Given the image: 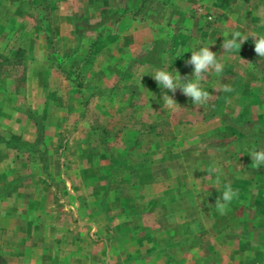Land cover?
<instances>
[{
    "label": "rangeland",
    "instance_id": "obj_1",
    "mask_svg": "<svg viewBox=\"0 0 264 264\" xmlns=\"http://www.w3.org/2000/svg\"><path fill=\"white\" fill-rule=\"evenodd\" d=\"M242 1L230 0L226 7L222 4L223 0H219L218 4L222 6L216 4V8L210 11L200 10L203 35L191 28L193 35L196 32L201 35L196 46L200 41L208 43L221 62L232 65H225L221 75L208 74L202 81L204 90L212 94L211 100L203 106H195L179 89L174 96L168 92L181 106L173 111L165 109L158 99L167 90L161 87L144 89L135 78L128 82L127 78L124 79L127 70L107 71L106 75L102 70L95 71L88 78L80 66L83 60L88 59L76 58V49L62 54L56 44L43 55L35 44L38 35L44 33L48 43H55L60 28L58 17L66 11L57 0H0V62L3 58L13 60L17 49H20L22 60L21 64L12 66L3 61L4 65L0 67V90H4L5 94L10 91L8 103L14 108L12 112L9 111V118L4 116L8 110L0 116V139L10 146V155L4 157L5 161H0V188L10 190L16 186V190L19 189L18 195L11 200L0 195L1 236L4 239L8 237L10 224L22 226L15 234L17 240L23 234L31 237L36 234L35 227L31 229L30 225L47 224L52 229L46 232L44 238L49 240L51 248L57 246L59 249L57 258L50 254L42 261L38 251L25 259V252L18 248L16 254L11 256V263L1 255L0 264H76V234L82 235L85 244L88 239L99 243L96 248L101 254L104 247L101 242L111 237L103 226L115 216L116 213L112 215L113 211L122 198L110 191L122 186L119 177L124 168L128 171L134 165L135 170L138 161L143 163L150 157H164L169 162L177 159L193 162V174L196 175L200 174L197 161L201 157L209 155L215 161L221 158L207 146H248L246 134L254 124L253 114L264 111V103L258 101V104L250 106L248 100L244 99L252 90L251 83L262 86L257 88V92L264 99V83L255 81L264 79V57L260 58L255 53L252 39L253 33L264 34L263 30L254 28L255 25L264 24V20L259 24L254 23L260 14H264V5H258L261 10L258 6L257 9L248 8L242 6ZM248 2L244 0V3ZM231 11L237 17L247 15V21L239 25L234 23L228 19ZM73 22L76 24V18ZM93 25L96 27L93 41L98 40L101 32L114 31L108 22ZM235 31L248 36V41L237 51L239 55L225 53L221 47L224 34L227 33L231 39ZM160 48L163 50L165 47L160 45ZM176 52H180L173 59L177 70L182 77L191 76L193 67L186 64L190 58L185 57L184 51L177 46ZM42 56L46 60L43 64H37L41 63ZM158 56L152 54L151 58ZM34 63L35 66L39 65V73L32 71ZM45 65H48V69L43 73V79L40 71ZM153 74L149 79L155 82ZM98 76L102 78L103 85H92ZM28 78L34 82L38 80L39 85H26ZM78 82L82 84L80 93L76 88ZM225 83L232 91H222ZM157 89L160 92L158 95ZM90 91L92 95H89ZM238 93H242V99L238 98ZM2 101L0 95V104H7ZM240 111L242 120L236 116ZM20 113L22 116L18 115ZM248 117L253 120L252 123L250 119L244 120ZM238 119L241 122L238 123ZM30 124L31 132L28 130ZM20 126L24 134L13 131ZM239 131L242 133L239 134ZM27 142L37 146L35 152L26 151ZM256 146L263 145L259 143ZM128 197L130 195L123 198ZM5 208H16L17 218L9 220L4 216ZM94 224L99 226L97 231ZM136 231L138 247L153 246L149 252L152 254L161 250L168 252L165 246L158 250L154 248L158 244L156 237L160 238L157 234L144 235L145 231L140 228ZM115 232L119 234L122 231ZM173 233L174 238L178 239L179 232ZM82 239L80 242L84 243ZM151 242L153 244L150 245ZM1 246L8 249V241ZM212 255L210 261L196 258L194 264H226V257L221 252Z\"/></svg>",
    "mask_w": 264,
    "mask_h": 264
},
{
    "label": "crops",
    "instance_id": "obj_2",
    "mask_svg": "<svg viewBox=\"0 0 264 264\" xmlns=\"http://www.w3.org/2000/svg\"><path fill=\"white\" fill-rule=\"evenodd\" d=\"M249 1L244 3L243 0L242 6L257 9L258 5H264V0ZM57 3L66 8V11L64 10L58 17L60 28L56 42L48 43L47 38L43 36L44 33H40L38 35L40 40L37 39L35 42L43 55L51 51L50 48L56 44L62 54L76 49V58L88 59V61L83 60L80 65L85 75L88 74V78H91L92 72L95 71L102 70L106 75L107 71L127 70L128 74L127 77L126 74L124 75V79L127 78L128 82L135 78L144 89H153L160 88L155 80L152 82L149 79L156 69L167 68L169 71H177L173 59L180 52H176V46L184 51L185 57L189 58L190 51L194 48L198 50L205 45L210 46L203 41L196 46L198 43L196 41H199L197 39L201 38L198 33L201 32L203 35L200 30V23L203 22L200 10L215 9L219 0H146L138 14L125 15L117 22L114 19L104 21L108 22L114 31H104L94 45H91L96 35L94 31H87L79 36L75 31V25L102 23L101 10L104 8L118 10L122 0H57ZM258 17L254 23H261L264 20V14ZM75 18L76 24L73 22ZM228 19L239 25L248 18L247 15L237 17L234 11H231ZM263 25H255L254 28L264 31ZM191 28L198 33L193 35ZM160 45L165 48L161 50ZM152 54L159 56L156 59L151 58ZM102 58L105 60L102 61ZM44 59L42 56L41 63L37 62V64H43ZM222 63L224 66L232 65ZM47 67L48 65H45L40 71L43 79ZM31 69L39 73V65L35 66L34 63ZM95 79L97 80L95 84L92 82V85H103L102 78L98 76ZM255 81L259 84L264 83V79L263 81L255 79ZM29 83L39 85L38 80L34 82L33 79L28 78L26 85ZM250 86L252 90H249V96L244 99L248 100L250 106L259 102L264 103L263 95L257 92V88L262 86L254 83ZM156 91L157 95L160 94L158 89ZM9 93L10 91L5 94L4 90H0L3 101L7 103L0 104V116L8 110V113L4 112V116L8 118L9 111L14 109L9 106L10 102L8 103L11 97ZM91 93L90 91L89 95H92ZM159 97H161L158 98L159 101L163 102L162 96ZM238 98L242 99V93H238ZM241 113L238 112L236 116L239 117ZM243 113L245 115V111ZM18 115L22 116L21 113ZM253 117L254 124L246 134L248 146H207L216 151L215 153L221 158L215 161L210 159L209 155L201 157L197 161L200 167L197 170L200 174H193V162L189 160L182 162V159H177L169 162L164 157H150L148 160H143V163L138 161L135 170H133L134 165L128 171L124 168L119 177L122 186L117 190V187L114 190L112 188L110 191L122 198L113 211L112 215L116 213L115 216L109 218L111 221L103 226L111 237L107 239L108 241L105 239V242H101L104 247L103 252L99 254L96 248L99 243L88 239L85 244L82 235L76 234V240L78 239L76 264H194L196 258L210 261L212 254L217 252H221L226 257V264H264V166L260 169L252 167L249 155L253 149L264 150V111L255 112ZM242 119L240 116V120ZM249 119L252 123L250 117L244 118L246 121ZM237 122L241 121L238 119ZM23 130L20 126L18 130L14 128L13 131L22 133ZM28 130L31 132V124L28 125ZM241 133L239 131V134ZM258 142L263 146H256L259 145ZM9 151L10 148L3 139H0V161H5L4 157L10 155ZM213 169L216 171H212ZM226 184H231L239 195L229 205L226 214L221 215L215 208V202L223 193ZM18 193L19 189L6 196V199L11 200ZM124 195L130 197L124 199ZM17 213L16 208H5L3 212L9 220L16 219ZM25 226L28 227L26 224ZM18 227L22 226L8 225V237L4 239L1 236L0 225V256L2 255L5 260L11 263L13 261L11 256L16 254L18 248H22L25 252V259L32 253L36 255V251L42 261L50 254L55 258L58 257V247L51 248L49 240L44 238L46 232L52 229L50 225L32 224L29 227L31 229L35 227L36 234H32L34 235L32 237L23 234L17 240L15 234ZM93 227L97 231L99 226L94 224ZM139 228L145 231L144 235L157 234L160 238L156 237L158 244L154 248L158 250L161 246H165L168 252L161 250L152 254L149 252L152 251L153 246L138 247L136 230ZM116 230L122 232L116 234ZM175 231L179 232L178 239L173 236ZM81 239L84 243L80 242ZM166 240L169 242L166 243ZM6 241H8V249L1 246ZM180 247L186 250L181 251Z\"/></svg>",
    "mask_w": 264,
    "mask_h": 264
},
{
    "label": "clouds",
    "instance_id": "obj_3",
    "mask_svg": "<svg viewBox=\"0 0 264 264\" xmlns=\"http://www.w3.org/2000/svg\"><path fill=\"white\" fill-rule=\"evenodd\" d=\"M224 42L221 45L222 49L227 52L236 53L240 51L243 43L248 41V36L243 35L239 31H235L231 34V39L228 38V34L225 33L223 36ZM252 39L255 45L254 51L260 57H264V34H252ZM191 57L186 61L187 65L193 67V73L191 76H181L179 71H169L167 68H158L155 70L152 78L158 83V85L167 90L162 96L163 107L169 110H178L181 107L174 99L173 96L176 91L181 90L182 94L190 98L195 106H203L207 104L212 94L204 90L202 81L207 78L208 74L221 75L224 71V64L218 59L217 53L211 50V47L205 45L200 47L198 50L195 48L190 51ZM175 73V75H174ZM222 91L230 92L232 88L225 83L222 87ZM171 92L173 96L167 93ZM252 160L251 166L260 169L264 166V150L253 149L250 152ZM212 171H216L213 169ZM219 183V181H217ZM238 191L234 190L231 184L224 186V191L215 202L216 210L221 214H226L229 205L232 201L238 198Z\"/></svg>",
    "mask_w": 264,
    "mask_h": 264
},
{
    "label": "trees",
    "instance_id": "obj_4",
    "mask_svg": "<svg viewBox=\"0 0 264 264\" xmlns=\"http://www.w3.org/2000/svg\"><path fill=\"white\" fill-rule=\"evenodd\" d=\"M146 0H122L121 7L118 10H112V9H102L101 10V20L104 22L106 20L114 19L116 22L123 16L125 15H136L139 13V11L142 8L143 3ZM224 5L229 4L230 0H223ZM222 4H218V6H222ZM91 30H96V27L94 25L86 24V23H81L80 25L76 26V32L78 33L79 36L83 35L87 31ZM102 32L99 34L101 35ZM98 41V40H97ZM97 41H93V44H95ZM20 55V49H17L16 52L13 54V60H10L9 58H3V60L0 62V67L4 65L3 61H5V64L9 65H19L22 63L21 60V55ZM82 84L78 82L76 84L77 91L80 93ZM6 145L8 146L7 141ZM27 150L28 152H35L37 149V146H34V143L27 142ZM10 147V146H9ZM1 187V186H0ZM16 186L13 189H8V190H2L1 196H9L12 192L16 191Z\"/></svg>",
    "mask_w": 264,
    "mask_h": 264
}]
</instances>
